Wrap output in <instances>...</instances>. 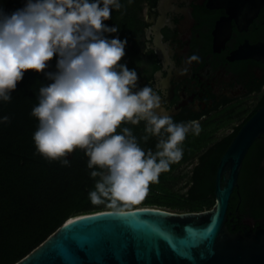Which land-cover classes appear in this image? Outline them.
I'll return each instance as SVG.
<instances>
[{
	"label": "clouds",
	"instance_id": "obj_1",
	"mask_svg": "<svg viewBox=\"0 0 264 264\" xmlns=\"http://www.w3.org/2000/svg\"><path fill=\"white\" fill-rule=\"evenodd\" d=\"M120 8L121 0H25L11 13L0 6V101L12 99L26 72H43L50 83L39 88L31 110L38 121L36 154L67 165V154L84 150L87 167L99 169L90 172L99 177L88 193L91 203L113 207L144 199L149 185L182 159L187 133L199 131L198 122L158 115L160 96L138 87L137 71L122 62L127 38L105 23ZM54 56L56 71L46 72ZM141 120L145 132L159 138L155 152L142 149L129 128L117 132L124 122Z\"/></svg>",
	"mask_w": 264,
	"mask_h": 264
},
{
	"label": "trees",
	"instance_id": "obj_2",
	"mask_svg": "<svg viewBox=\"0 0 264 264\" xmlns=\"http://www.w3.org/2000/svg\"><path fill=\"white\" fill-rule=\"evenodd\" d=\"M144 2L132 0L129 3L128 0H121V8L113 9L111 18L105 22L120 30L115 34L120 39L127 38L122 62H126L129 69L136 70L144 28L140 16ZM24 3L25 0H0V6L6 13L23 7ZM55 65L54 56L45 71L55 72ZM48 83L50 81L46 80L43 72L38 74L28 71L12 92V99L8 102L0 101V119L4 116L9 118L0 122V264H16L74 216L140 207H157L173 212H202L212 208L216 167L234 135L228 137L225 143L223 141L203 153L180 189H173L172 183L177 180L175 174L195 156L203 138H185L182 159L171 164L169 171L161 173L158 183L149 185L148 193L141 201L118 207L111 206L108 201L92 204L88 193L94 190L99 177H91L90 172L99 169L87 167L88 157L84 150L75 149L67 165L59 160L49 162L36 154L32 136L38 121L31 116V110L38 104L39 88ZM124 127L130 129L138 145L146 152L157 151L159 138L146 133L145 126L124 122L117 128V132H121ZM262 153L264 150L255 151L253 161H258ZM250 172L252 170L244 161L237 187L242 198L239 211L244 202H257L264 195V184L259 191L251 190ZM238 203L234 191L229 200L227 212L230 214L226 222L231 232L239 229H231L235 223ZM253 210L251 214L256 212V208Z\"/></svg>",
	"mask_w": 264,
	"mask_h": 264
},
{
	"label": "flooded vegetation",
	"instance_id": "obj_3",
	"mask_svg": "<svg viewBox=\"0 0 264 264\" xmlns=\"http://www.w3.org/2000/svg\"><path fill=\"white\" fill-rule=\"evenodd\" d=\"M207 1L145 0L140 15L144 28L136 58L138 87L150 86L160 96L157 114L167 115L176 123L198 122L199 131L190 130L186 135L187 139L203 138L195 156L187 162L193 168L203 153L235 136L264 105V64L233 58L245 44H264V6L241 30L231 20L230 34L224 40L227 26L220 25L226 12L208 8ZM193 54L199 60L189 62ZM140 124L146 126L144 120ZM259 149L264 150L263 136L253 142L241 166L246 161L252 170L249 183L254 192L264 184V153L253 161ZM234 191L239 200L234 229H264V195L257 202H244L239 211L242 198L238 188ZM253 208L256 214H251Z\"/></svg>",
	"mask_w": 264,
	"mask_h": 264
},
{
	"label": "water",
	"instance_id": "obj_4",
	"mask_svg": "<svg viewBox=\"0 0 264 264\" xmlns=\"http://www.w3.org/2000/svg\"><path fill=\"white\" fill-rule=\"evenodd\" d=\"M262 6L264 0L207 1L208 8L226 12L220 25L227 26L224 40L230 34L231 20L241 30ZM233 58H250L264 64V44H245L233 53ZM261 136L264 137V105L244 123L220 157L214 205L209 210L173 212L140 207L74 216L16 264H264V229L244 227L231 232L226 225L242 161ZM73 152L67 154V159ZM169 240L181 245L187 240L199 243L188 250L189 255L178 256Z\"/></svg>",
	"mask_w": 264,
	"mask_h": 264
},
{
	"label": "rangeland",
	"instance_id": "obj_5",
	"mask_svg": "<svg viewBox=\"0 0 264 264\" xmlns=\"http://www.w3.org/2000/svg\"><path fill=\"white\" fill-rule=\"evenodd\" d=\"M192 169H193V164H190V163H186L178 169V171L175 174V176L177 177V180L172 183L174 190L180 189L184 185V182L189 177ZM184 190L185 189H183L182 191Z\"/></svg>",
	"mask_w": 264,
	"mask_h": 264
},
{
	"label": "snow or ice",
	"instance_id": "obj_6",
	"mask_svg": "<svg viewBox=\"0 0 264 264\" xmlns=\"http://www.w3.org/2000/svg\"><path fill=\"white\" fill-rule=\"evenodd\" d=\"M167 239V238H166ZM171 247L175 250L178 256L189 255V249L194 248V246L199 243L198 240H187L183 245L176 243L175 240H169Z\"/></svg>",
	"mask_w": 264,
	"mask_h": 264
}]
</instances>
